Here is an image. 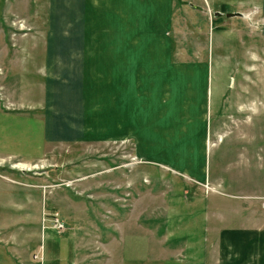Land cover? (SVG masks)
<instances>
[{"label": "rangeland", "instance_id": "374dc122", "mask_svg": "<svg viewBox=\"0 0 264 264\" xmlns=\"http://www.w3.org/2000/svg\"><path fill=\"white\" fill-rule=\"evenodd\" d=\"M132 8L123 0H0V258L22 240L28 264H216L222 229L264 226L260 7L133 0ZM237 10L244 15L228 16ZM75 18L86 31L76 49L93 51L92 115L121 112L86 133L138 130L141 154H161L204 180L137 159L133 139L44 140L36 110L46 49L51 34L75 30ZM136 24L144 26L133 33ZM105 49L128 54L104 69ZM10 233L19 239L11 243Z\"/></svg>", "mask_w": 264, "mask_h": 264}, {"label": "crops", "instance_id": "0c3cea01", "mask_svg": "<svg viewBox=\"0 0 264 264\" xmlns=\"http://www.w3.org/2000/svg\"><path fill=\"white\" fill-rule=\"evenodd\" d=\"M123 1L126 5H129L132 8L133 0ZM235 1L237 5L240 6H259L260 14L264 17V0H259L257 3H254V0ZM172 3L173 0H170L171 5ZM83 5V3H77V8H81ZM72 10L73 9L71 8L69 11L72 12ZM64 11L65 10H63V12ZM220 11L217 12V14L223 15L222 11ZM240 15H244L241 10L228 14V16ZM80 22L81 20H79V18H75L73 20L75 30L72 31L70 35L69 31L60 33V35H50L51 38L48 42L49 47L46 49L47 68L44 73L45 78H48V80L43 86L44 98L41 100L40 106L36 110L37 112H42L44 140H49L51 143L54 141L68 142L75 140H111L123 142L128 139H133L135 142L137 159L143 162L166 167L174 171L176 170V172H182V174H185L189 178L202 179L203 177L164 160L161 154L156 156L141 154L139 152L137 139V133H139L138 130L137 132L133 130L127 134H117L109 130L104 133H100L98 136H89L86 133L88 124H90V127L92 128L99 122H116L118 117L121 115V112L118 110L108 112L110 109L101 108L97 110V113L92 115V94L90 89L89 73L92 66L91 57L93 51L92 49H76L75 47L79 44L78 41L80 38L86 37L85 30L81 31L76 29V25ZM142 26L144 25L136 24L133 33H135ZM8 50L9 49H6V54H9ZM106 50L108 49H105V52L108 54V58L107 61L103 63L105 64L104 69L113 68L114 64H116L119 60H122L123 55L128 54L126 49H122L123 52L120 49ZM115 52H119V57L115 56ZM120 67L121 65L118 67V75L120 76L121 81H124V73L119 72ZM109 99L111 101L115 99L113 91H110ZM110 113H116L117 119L113 120L109 116ZM107 124H109V122L105 125ZM199 138L201 137L199 136ZM202 138L204 140V137ZM156 147L160 146L156 145ZM203 153H199V156L201 157V162L203 161L201 163V167H204V175L206 176L208 164L207 148L203 150ZM27 155H31L33 157L32 153ZM248 223L247 226L224 228L219 232L216 250V264H264V226H254ZM0 230H5L6 232L7 228L5 229L0 226ZM6 239L12 243L14 240L17 241L19 237H15L12 233H10L6 235ZM13 251L14 252L4 255L5 257L0 258V264L29 263V247L27 244L23 245L22 240L15 243Z\"/></svg>", "mask_w": 264, "mask_h": 264}, {"label": "built area", "instance_id": "2783aa9c", "mask_svg": "<svg viewBox=\"0 0 264 264\" xmlns=\"http://www.w3.org/2000/svg\"><path fill=\"white\" fill-rule=\"evenodd\" d=\"M57 221H59V218H57ZM58 228H61V227H63L64 225L62 224V223H58Z\"/></svg>", "mask_w": 264, "mask_h": 264}]
</instances>
